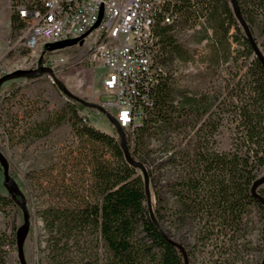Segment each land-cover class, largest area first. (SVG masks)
<instances>
[{
	"label": "trees",
	"instance_id": "1",
	"mask_svg": "<svg viewBox=\"0 0 264 264\" xmlns=\"http://www.w3.org/2000/svg\"><path fill=\"white\" fill-rule=\"evenodd\" d=\"M25 1L30 0H12L13 29L20 30L25 25L15 10L16 3ZM170 2L185 21L189 16V27L205 15V23L198 27L201 31L198 38H212L213 61L229 58L230 38L239 42L242 37L247 53H254L245 34L230 32L239 22L231 0ZM237 2L249 27L256 23V15L248 7L252 4L264 11V0ZM175 30L173 24L156 28L160 40L158 59L163 66L167 60L190 58L176 41ZM165 68L151 89V106L139 126L133 131L122 128L131 155L147 168L150 206L141 169L125 158L120 137L93 128L88 118L83 120L85 115L71 110L69 119L76 134L86 135L77 160L84 170L90 168L92 181L77 188L68 184H53L49 188L52 198L39 209L44 229V256L36 264H185L184 253L189 264L184 244L164 227L166 215L177 226L196 219L199 237H215L213 244L221 243V253L235 245L236 234L239 237L244 233L249 207L255 206L264 221V202L251 190L264 167L261 60L255 54L246 71L249 79L239 92L234 94L233 87L228 92L230 98L239 97L237 102H226L224 97L218 101L219 94H210L206 88L176 100L175 88ZM226 112L236 121V134L231 149L220 151L214 147V135ZM64 119L61 116L58 122ZM188 125L196 127L197 138L193 145L178 148L176 139ZM33 127L34 136L49 131V124ZM152 140L158 143L157 147L151 146ZM106 147L110 156H106ZM154 153L160 156L159 162L152 157ZM164 176L166 180L162 182ZM259 188L258 192L264 196ZM168 192L174 197L171 202L165 196ZM229 233L226 239L229 244L225 247L226 242L217 239ZM227 259L221 263L227 264Z\"/></svg>",
	"mask_w": 264,
	"mask_h": 264
},
{
	"label": "rangeland",
	"instance_id": "2",
	"mask_svg": "<svg viewBox=\"0 0 264 264\" xmlns=\"http://www.w3.org/2000/svg\"><path fill=\"white\" fill-rule=\"evenodd\" d=\"M248 8L255 12L256 23L250 27L264 53V11L252 4ZM12 12L10 0H0V45L3 48L0 71L29 69L33 60L36 63L42 57L47 66L54 68L57 79L72 93L98 104L95 91L102 88V77L105 72L99 62L101 48L97 46L98 30L91 31L82 44L46 53L40 48L29 50L22 47L19 42L21 30L11 27ZM237 25L234 24L230 32L236 35L245 34L240 22ZM174 35L176 41L190 56L187 61L178 58L167 60L164 65L175 88V99L178 100L184 94L201 92L206 88L210 94H219L218 101L224 97L226 102H237L239 97L230 98L228 92L232 87L234 94L241 90L243 83L249 79L246 71L255 56L254 53H247L241 43L242 37L239 42L230 38L229 58L216 62L212 60V38H198L201 35L200 28L179 27L174 31ZM62 56L67 58L64 63L54 66L47 62L49 58L59 61ZM237 84L238 89L235 88ZM71 110L85 115L93 128L111 136H119L110 112L98 106L81 104L66 95L49 73L32 78L12 79L4 82L0 88V150L9 159L10 175L25 194L30 212V229L24 244L27 264H36L44 256V229L39 209L45 201L52 198L49 188L53 184H68L72 188H77L92 181L90 168L84 170L82 163L77 160L80 157L79 150L85 144L83 141L86 135L76 134L72 119H69ZM223 115L224 120L214 135L216 140L214 147L220 151L231 149L236 134L234 128L236 121L232 120L233 115L227 112ZM61 116L65 119L58 122ZM39 123L49 124V131L44 135L34 136L33 126ZM196 138V127L188 125L180 130L176 139L178 148L193 145ZM151 146L157 147L158 143L152 140ZM105 152L106 156H110L108 147L105 148ZM152 157L156 162L161 160L156 153L152 154ZM263 173L264 167L260 174ZM166 176L162 178V182L166 180ZM44 186L47 187L43 188ZM259 190L264 194V184ZM0 193L8 194L3 183L1 166ZM165 196L170 202L174 199L169 192ZM14 221L17 227L23 223V214L19 206ZM163 222L164 227L170 230V235L186 247L189 264H222L225 258H228L227 264H260L263 259L264 221L255 206L249 207L248 215L244 218L246 227L244 233H240L239 237L236 234L238 240L235 238V245L222 253L221 243L218 242V246L213 244L215 237L210 239L202 238L201 235L199 237L200 226L196 219L177 226L166 215ZM229 236L230 233L220 235L217 240H224L226 242L224 246L227 247L229 243L226 239ZM7 264H20L18 256L10 257Z\"/></svg>",
	"mask_w": 264,
	"mask_h": 264
},
{
	"label": "built area",
	"instance_id": "3",
	"mask_svg": "<svg viewBox=\"0 0 264 264\" xmlns=\"http://www.w3.org/2000/svg\"><path fill=\"white\" fill-rule=\"evenodd\" d=\"M15 10L25 20L19 42L29 50L98 30L99 62L105 72L102 88L96 89L95 95L101 108L130 131L146 115L151 106V89L157 76L165 73L158 59L157 26L192 28L189 16L185 21L170 0H30L16 3ZM100 14L99 24L94 27ZM202 23L205 15L199 16L193 27ZM66 59L49 58L47 62L56 66ZM4 73L1 70L0 76ZM83 120L87 121V117ZM8 198L11 199L9 194L0 193V264H7L10 257L17 255L14 215L18 205L9 203Z\"/></svg>",
	"mask_w": 264,
	"mask_h": 264
},
{
	"label": "water",
	"instance_id": "4",
	"mask_svg": "<svg viewBox=\"0 0 264 264\" xmlns=\"http://www.w3.org/2000/svg\"><path fill=\"white\" fill-rule=\"evenodd\" d=\"M232 2V7H233V11L235 16L238 18L244 33L246 35V37L248 38L251 47L254 50V53L259 57V59L261 60L263 66H264V53L261 50L259 44L257 43L255 37L253 36L250 27L248 26L247 22L244 20L238 2L237 0H231ZM101 19V14H100V18L98 20V22L95 24L94 27L98 26L99 21ZM89 34V31L86 32L85 34H83L80 37L77 38H72L69 39L67 41H63V42H59V43H46L44 45L43 51L45 52L46 50H56L59 48H63L66 47L68 45H75L77 43L82 44L84 42V38ZM41 59H39V66L36 69H15L9 72L4 73L3 75L0 76V88L2 86V84L6 81L12 80V79H16V78H20V77H35L37 73H43V72H47L49 73L54 82H56V84L59 86V88L62 90L63 93H65L66 95L74 98L75 100L79 101L81 104L87 105V106H98L101 108V106L99 104H94L92 102H89L87 100H85L84 98L79 97L78 95L72 93L64 84H62L57 77L55 76V70L53 67L51 66H45V65H41ZM105 110V109H104ZM115 126L117 128L118 131V135L120 137L121 140V146L123 148L124 151V155L125 158L127 159L128 162L133 163L134 165H136L137 167H139L141 169L142 175H143V179H144V183H145V190H146V195H147V201L148 204L150 206V190H149V176H148V171L146 166L141 163L140 161H138L137 159H135L128 148L127 145V141H126V136L125 133L123 132L122 127L119 125L118 121L113 117ZM0 166L2 168V173H3V183L7 189L8 194L10 195L11 199L19 206V208L22 210V214H23V223L17 228V233H16V238H17V256H18V260L20 264H27L26 261V257H25V252H24V244H25V240L26 237L29 233V229H30V212L27 206V202H26V197L25 194L23 193V191L21 190V188L19 187V185L17 184V182L15 181V179L10 175V162L9 159L7 158V156L3 153L2 150H0ZM264 184V173L261 174L252 184V193L257 196L259 198V200H261L262 202H264V196L261 195L258 192V188ZM173 241V240H171ZM175 242V241H173ZM185 254V264H188L187 261V257H186V253ZM261 264H264V256L263 259L261 261Z\"/></svg>",
	"mask_w": 264,
	"mask_h": 264
},
{
	"label": "flooded vegetation",
	"instance_id": "5",
	"mask_svg": "<svg viewBox=\"0 0 264 264\" xmlns=\"http://www.w3.org/2000/svg\"><path fill=\"white\" fill-rule=\"evenodd\" d=\"M46 52H47V51H45V53H46ZM41 58H42V57H41ZM41 65H45V66H47L46 63L44 62L43 58L41 59ZM38 66H39V59H38V61H36V63H35V60H33L32 66H30L29 68H30V69H36ZM45 73H47V72L37 73L36 76H39V75H41V74H45Z\"/></svg>",
	"mask_w": 264,
	"mask_h": 264
},
{
	"label": "crops",
	"instance_id": "6",
	"mask_svg": "<svg viewBox=\"0 0 264 264\" xmlns=\"http://www.w3.org/2000/svg\"><path fill=\"white\" fill-rule=\"evenodd\" d=\"M20 30H22V28ZM2 55H3V48L2 45H0V57H2Z\"/></svg>",
	"mask_w": 264,
	"mask_h": 264
},
{
	"label": "snow or ice",
	"instance_id": "7",
	"mask_svg": "<svg viewBox=\"0 0 264 264\" xmlns=\"http://www.w3.org/2000/svg\"><path fill=\"white\" fill-rule=\"evenodd\" d=\"M125 116H127V114H125Z\"/></svg>",
	"mask_w": 264,
	"mask_h": 264
}]
</instances>
